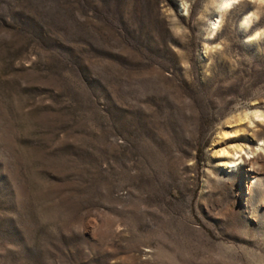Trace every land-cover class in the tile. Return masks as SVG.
I'll use <instances>...</instances> for the list:
<instances>
[{"label": "rangeland", "instance_id": "obj_1", "mask_svg": "<svg viewBox=\"0 0 264 264\" xmlns=\"http://www.w3.org/2000/svg\"><path fill=\"white\" fill-rule=\"evenodd\" d=\"M222 2L0 0V264H264V0Z\"/></svg>", "mask_w": 264, "mask_h": 264}, {"label": "bare ground", "instance_id": "obj_2", "mask_svg": "<svg viewBox=\"0 0 264 264\" xmlns=\"http://www.w3.org/2000/svg\"><path fill=\"white\" fill-rule=\"evenodd\" d=\"M238 0H223V2L220 4L219 9L220 10H226L228 9L231 5L235 4V2H237ZM227 5V6H225ZM223 12V11H222ZM250 19L249 17H245L243 22H242V27H246L249 23ZM216 26L213 27V29H215ZM259 116V115H258Z\"/></svg>", "mask_w": 264, "mask_h": 264}, {"label": "clouds", "instance_id": "obj_3", "mask_svg": "<svg viewBox=\"0 0 264 264\" xmlns=\"http://www.w3.org/2000/svg\"><path fill=\"white\" fill-rule=\"evenodd\" d=\"M225 6H227V5H225Z\"/></svg>", "mask_w": 264, "mask_h": 264}]
</instances>
